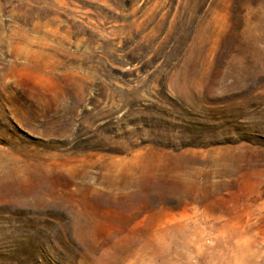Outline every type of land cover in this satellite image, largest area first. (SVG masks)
<instances>
[{"label": "rangeland", "instance_id": "1", "mask_svg": "<svg viewBox=\"0 0 264 264\" xmlns=\"http://www.w3.org/2000/svg\"><path fill=\"white\" fill-rule=\"evenodd\" d=\"M0 264H264V0H0Z\"/></svg>", "mask_w": 264, "mask_h": 264}]
</instances>
